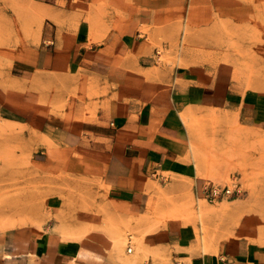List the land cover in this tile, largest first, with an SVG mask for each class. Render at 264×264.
<instances>
[{
	"label": "rangeland",
	"instance_id": "obj_1",
	"mask_svg": "<svg viewBox=\"0 0 264 264\" xmlns=\"http://www.w3.org/2000/svg\"><path fill=\"white\" fill-rule=\"evenodd\" d=\"M45 26L73 35L66 37L68 50L78 44L74 34L79 29L88 45L103 44L113 34L136 36L154 47L161 72L205 70L207 78L264 99V0H0V220L7 216L4 220L13 224L0 234L28 227L43 230L56 222L61 226L62 199L77 220L74 229L88 232L100 227V215L78 200L89 199L90 193L92 198L108 197L101 184L94 191L79 189L87 182L67 176L66 158L52 157L63 154L43 133L42 120H34L65 113L69 95L63 110L40 102V95L65 93L66 87L56 91L47 79L35 83L30 74H11L22 49L55 47L54 37H43ZM84 110L85 118L94 116L95 110ZM197 112L201 118L195 111L186 113L188 121L183 118L191 133L193 163L205 184L233 193L210 200L198 197L190 181L153 177L148 191L151 223L158 228L178 220L193 226L201 241L203 220L214 239L205 252L234 239L264 251V126L244 127L232 111ZM202 206L208 207L206 219L199 211ZM1 208L16 213L4 215ZM136 241L137 233L127 231V252L136 250Z\"/></svg>",
	"mask_w": 264,
	"mask_h": 264
},
{
	"label": "crops",
	"instance_id": "obj_2",
	"mask_svg": "<svg viewBox=\"0 0 264 264\" xmlns=\"http://www.w3.org/2000/svg\"><path fill=\"white\" fill-rule=\"evenodd\" d=\"M80 30L74 34L78 44L68 50L66 37L73 35L45 26L43 37H54L55 47L22 49L11 74L41 75L56 91L66 87L70 98L64 116L34 120H42L43 133L66 158L67 176L87 182L80 190L94 191L101 184L107 191L106 199L90 193L78 200L99 213L100 227L82 233L56 222L43 230L0 234V264H264V251L244 241L229 240L204 252L193 226L170 220L154 228L148 215L153 177L190 181L197 196L204 195L182 115L232 111L244 127L258 129L264 126L263 97L236 91L197 68L161 72L154 47L136 36L113 34L103 44L88 45ZM90 105L94 116L85 118L82 108ZM119 227L142 236L138 255L117 244Z\"/></svg>",
	"mask_w": 264,
	"mask_h": 264
},
{
	"label": "bare ground",
	"instance_id": "obj_3",
	"mask_svg": "<svg viewBox=\"0 0 264 264\" xmlns=\"http://www.w3.org/2000/svg\"><path fill=\"white\" fill-rule=\"evenodd\" d=\"M56 22H58V21H56ZM59 23V22H58ZM191 32V31H190ZM179 41V40H178ZM190 45V44H189ZM188 45V46H189ZM191 46V45H190ZM132 55V54H131ZM182 56V55H181ZM125 58H127V55H126V57ZM225 64V63H224ZM191 68V67H190ZM45 77H42L41 75H37L34 79H32L35 83H39V82H41L43 79H44ZM14 79L15 80H18L19 78H15L14 77ZM31 80V81H32ZM232 80V79H231ZM28 81V80H27ZM26 80H24L23 79V82H27ZM1 83V82H0ZM4 85V84H3ZM261 87V86H260ZM257 88V87H256ZM41 96V100H40V102H42V101H47V102H49V103H51V105L52 104H56V106H58V107H60V110H63L64 108H65V104H67V100H65V97H66V95H65V93H61V94H47V95H40ZM70 96V95H69ZM77 98V97H76ZM91 98V97H90ZM78 100H81V103H84L85 102V100L82 98V97H78ZM13 101V100H12ZM14 102H17V101H14ZM84 105V104H83ZM82 109H92V110H95V108L93 107V106H88V107H83ZM193 113H194V111H193ZM195 115H196V117L198 118V117H200L201 118V116H199V114H198V112L197 111H195ZM203 115V114H202ZM61 116H64V114L63 115H61ZM182 117L186 120V121H188V116H187V114L186 113H184L183 115H182ZM69 120V119H68ZM191 142V141H190ZM68 147V146H67ZM192 147V146H191ZM71 149V148H70ZM76 151V150H75ZM68 152V151H67ZM74 152V151H73ZM72 153V152H71ZM75 154V153H74ZM65 155V154H64ZM76 155V154H75ZM74 156V155H73ZM78 156V155H77ZM52 157H55V158H61V157H63V155L61 156V155H59V154H56V155H52ZM79 157V156H78ZM82 158V157H81ZM82 162V161H81ZM64 164H65V162H64ZM199 164H200V162H199ZM200 171H201V169H200ZM199 171V172H200ZM200 174V173H199ZM11 196V195H10ZM8 198V197H7ZM1 199H3V198H1ZM8 200V199H7ZM7 200H5V202H7ZM0 201H2V200H0ZM15 201V200H14ZM17 201H18V199H17ZM3 202V201H2ZM37 202V201H36ZM15 203H16V201H15ZM22 203V202H21ZM1 204V203H0ZM23 204V203H22ZM12 205V204H11ZM16 205V204H15ZM20 208V207H19ZM226 208V207H225ZM227 208H228V206H227ZM1 209H3L4 210V215H6L7 213H11V214H13V212H14V210H6V208H1ZM17 210V209H16ZM206 210H208V207L207 206H202L200 209H199V211H200V213H201V215L203 216V218L205 217V214H206ZM7 211V213H5ZM14 213H16V212H14ZM37 214V213H36ZM11 216V215H10ZM25 216V215H24ZM29 216V215H28ZM36 216V215H35ZM60 220H61V226H62V229L63 230H68V229H74V226H75V222H77V220L76 219H74V216H73V213H72V210H71V208H70V206H69V203L65 200V199H62V209H61V211H60ZM201 216V217H202ZM7 217V216H6ZM6 217H4V219L6 218ZM29 218V217H28ZM27 218V219H28ZM0 220V230H2V229H4V228H7L8 226L9 227H11V225H13V224H10V222H6L5 220ZM39 219H41V218H39V216H38V220ZM204 219H206V218H204ZM30 221V220H29ZM40 222H41V220H40ZM202 222H203V224H202V229H203V235L200 237L201 238V243H202V248H203V250H204V252H205V249L208 247V246H213L214 245V239H211V237H209V232L207 231L208 229H209V226H208V223H205L203 220H202ZM37 224V223H36ZM35 225V224H34ZM41 225V224H40ZM37 226V225H36ZM131 226V225H130ZM133 226V225H132ZM38 228V227H37ZM119 232H120V237H118V239H117V244H119V246L120 247H123L124 248V245H125V233H124V230L122 229V227L119 229ZM227 238V237H226ZM230 239V238H229ZM234 239V238H233ZM67 240V239H66ZM115 240V239H114ZM136 240V239H135ZM69 241V240H68ZM134 242V241H133ZM116 243V242H115ZM142 246H143V244H141V242H140V239H139V237L137 236V241L134 243V248L136 249V252H137V255L142 251ZM134 250L133 249H131V248H129L128 249V252L129 253H132ZM145 252V251H144ZM117 254V253H116ZM121 254V253H120ZM121 256H124L123 254H121ZM124 258V257H123ZM147 260V259H146ZM134 263V262H133Z\"/></svg>",
	"mask_w": 264,
	"mask_h": 264
},
{
	"label": "built area",
	"instance_id": "obj_4",
	"mask_svg": "<svg viewBox=\"0 0 264 264\" xmlns=\"http://www.w3.org/2000/svg\"><path fill=\"white\" fill-rule=\"evenodd\" d=\"M232 190L230 189H224L221 190L215 186H212L211 184H205L204 186V196L210 200H216L224 195L232 194Z\"/></svg>",
	"mask_w": 264,
	"mask_h": 264
}]
</instances>
